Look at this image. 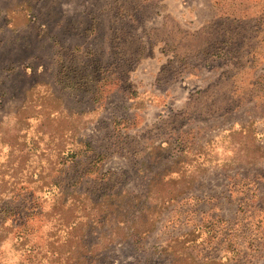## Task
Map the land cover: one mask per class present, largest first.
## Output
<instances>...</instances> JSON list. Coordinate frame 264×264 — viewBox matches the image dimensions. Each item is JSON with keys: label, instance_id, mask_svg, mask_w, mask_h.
Listing matches in <instances>:
<instances>
[{"label": "rangeland", "instance_id": "rangeland-1", "mask_svg": "<svg viewBox=\"0 0 264 264\" xmlns=\"http://www.w3.org/2000/svg\"><path fill=\"white\" fill-rule=\"evenodd\" d=\"M0 264H264V0H0Z\"/></svg>", "mask_w": 264, "mask_h": 264}]
</instances>
